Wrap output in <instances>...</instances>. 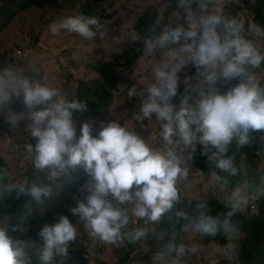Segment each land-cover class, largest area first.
Segmentation results:
<instances>
[{"label": "clouds", "instance_id": "9594fccd", "mask_svg": "<svg viewBox=\"0 0 264 264\" xmlns=\"http://www.w3.org/2000/svg\"><path fill=\"white\" fill-rule=\"evenodd\" d=\"M194 2L197 0H179V7L189 14L187 25L168 23L158 32L154 27L151 36L131 35L133 43L142 41L145 55L165 48L169 52L164 61L152 66L151 80L145 82L139 93L132 87L128 98L139 96V113L135 118L151 119L155 115L161 122L160 135L169 144L174 135H179L185 145H192L197 140L196 133H202L198 140L204 153L211 152L209 159L218 168L235 174L231 157L225 158L228 145L234 137L245 144L250 131L264 130V91L252 84L248 76V67L264 62V54L240 34L241 26L236 21L220 13L201 15L192 22ZM199 6L202 10L206 7ZM102 27L98 17L80 14L53 22L49 30L54 40L62 30L91 39ZM251 28L256 35H264V29L258 25ZM189 64L200 71L209 88L207 93L200 92L201 98L195 105L183 99L177 111L173 99L178 93L179 74ZM234 80L239 83L226 92L218 86L219 82ZM15 100L22 103V111L10 107ZM85 111V102L65 98L59 89L47 83L46 77L41 83L26 75L23 68L0 69L1 124L15 126L26 120L35 140L34 145H28L34 153V167L47 170L50 179L69 168L81 167L86 173L81 192L87 194L76 201L72 215L84 221L91 234L103 242L116 244L124 236L139 239L142 231L121 230L133 217L158 221L172 208L173 201L178 199L177 178L187 175L181 167L183 158L171 150H152L140 135L116 120L101 121L98 127L95 120H85L77 128L74 114ZM21 191H28L37 200L48 194V189L42 187ZM195 228L206 235H215L221 229L225 233L232 231L229 220L221 223L218 217L204 213ZM39 236L43 241L40 259L49 264L54 254H67L77 229L68 216L62 215L55 223L45 224ZM172 247L169 246L170 250ZM175 251L181 256L185 249L181 245ZM24 255L21 241L0 228V264H25Z\"/></svg>", "mask_w": 264, "mask_h": 264}, {"label": "rangeland", "instance_id": "374dc122", "mask_svg": "<svg viewBox=\"0 0 264 264\" xmlns=\"http://www.w3.org/2000/svg\"><path fill=\"white\" fill-rule=\"evenodd\" d=\"M16 1L0 0V31L5 20L9 19L14 23L19 15H25L20 18L18 26L13 25L0 35L2 69L6 67L23 68L26 75L41 83L46 77L47 83L59 89L65 98L85 102L87 111L74 114L77 128L85 120H95L97 127L101 121L119 120L123 125L134 130L142 139L144 136L156 151L166 153L171 150L176 155L182 156L181 167L187 170V175H181L176 181L182 201L183 199L194 201L217 199L240 212L243 211L242 213L248 216L256 215L252 211V206L255 205L256 211L257 201L248 198L244 190L241 191V187L236 185V181L233 185H227L224 177L209 176L193 167L190 161L191 154L161 143L157 127L152 123L135 118L139 113V96L129 99L128 92L134 86L138 93L142 90L145 82L152 78V66L164 61L169 49L157 50L146 59L147 55H145L143 45L139 41L133 43L130 37L135 34V27L138 24L144 29L148 27V21L139 23L140 18L149 19L154 15H158L160 23L157 24L161 29L168 23H172L173 26L187 25L189 14L179 7V4L170 0H105L96 6H90L93 15L98 17L103 25L100 30H97L96 36L85 39L78 34L63 31L57 39L53 38L43 42L48 23L66 12L84 13V10L89 7L88 0H53L51 2L44 0L41 7L28 8L24 12H19ZM198 1L197 7H191L192 22H195L201 15L220 13L236 21L241 26L240 34L251 40L264 54V35H256L251 28L256 24L250 8L257 5V0ZM200 4L206 6L204 10L200 8ZM3 7L7 8L8 16L2 14ZM13 15L16 16L12 18ZM242 17L249 18L245 27L239 20ZM149 34L153 32L150 31ZM18 51L22 54L17 55ZM107 62L113 63L115 70L121 72V76H119L117 87L109 90L108 103L103 107L99 106L101 98L105 96V92L99 90L101 83L99 68L101 64ZM248 69L252 70V73L248 75L251 83L264 91V62L257 67L249 66ZM179 75V95L173 99L177 111L178 101L181 102L186 98L188 103L195 102L194 93L189 97V90H194L198 85L202 91L207 93L209 88L203 75L191 64ZM186 78L188 83H185ZM237 83L239 81L236 80L229 83L219 82L218 86L222 92H226ZM183 89L185 90L184 98L181 96ZM20 106V111H22L21 102ZM3 118L6 120L5 117ZM262 131L264 133V130ZM29 144L34 145L35 140L26 127V120H21L15 126L11 124H5L3 128L0 126V159L2 162L0 170L6 177V188L24 192L27 201L38 203L39 200L31 196L28 191H21V189L44 188L38 185L36 180L42 174L49 178V173L47 170L41 171L34 167V153L28 150ZM260 166L264 172V160ZM50 180L57 183L54 194L63 206L70 209L76 206L77 200L83 199L87 194L81 192L86 179L82 185H73L71 188L64 187L56 179ZM261 181H264V173L261 175ZM231 188L234 190L229 191ZM261 196L264 198V187ZM18 198L17 194L8 195L9 206H13ZM46 205V201H43L42 206L38 205L41 208L39 213L44 211ZM122 207L130 208L129 205ZM76 218L78 226L75 247L82 250L87 264H123L121 258L125 248L126 250L132 249L129 253L128 264H215L219 257L234 260L237 246L240 247L244 239V234L238 231L237 238L233 237L226 245L227 248L216 242L204 244L201 233L191 224L184 225L171 237L169 232L160 230L159 226L151 227V223L159 222L160 219L158 221L149 220V223L140 226L136 222L138 218L133 217V228L130 227V222L126 228L121 230L122 233L134 229V231H142L143 235L134 240H129L127 236H124L122 242L109 244L93 236L91 230L86 228L85 222L81 221L78 216ZM11 226L10 218L4 216L0 218V228L8 231ZM29 227V223H21L16 227L18 229L16 238L27 233ZM169 245L174 248L182 245L185 251L181 256H177L176 253L174 258L169 260L165 254ZM21 246L25 251V264H44L40 259L43 244H37L29 239L21 241ZM173 251L172 249L171 252ZM143 254H149V258L141 260L140 256ZM54 256L59 255L54 254ZM49 264H69V262H49Z\"/></svg>", "mask_w": 264, "mask_h": 264}, {"label": "trees", "instance_id": "16d2710c", "mask_svg": "<svg viewBox=\"0 0 264 264\" xmlns=\"http://www.w3.org/2000/svg\"><path fill=\"white\" fill-rule=\"evenodd\" d=\"M43 1L44 0H17L16 2L19 6V12H24L28 8L41 7ZM49 1L51 2L53 0ZM103 1L105 0H88L89 7L84 10V13L66 12L48 23L46 26L47 32H45L44 34L43 42L51 39V32L49 30L50 24H52L53 22H58L62 18L71 15L85 14L88 16H95L90 10V6H96ZM170 1L179 4V0ZM198 4L199 1L197 0V2H194L191 7H197ZM250 10L253 14L255 24L264 29V0H257V5L251 7ZM2 14L8 16L6 7L2 8ZM15 16L16 15H13L12 18H14ZM24 16V14L19 15L14 23L10 22L9 19L5 20L0 34L12 25H19L20 18ZM239 20L245 27L249 18L242 17L239 18ZM144 21H148L147 28L144 29L140 24L135 27V34H138L142 38L151 36L152 34L149 33L153 30L154 27L156 28L157 32L161 29L157 24L160 23L158 15L151 16L149 19H147V17L140 18L139 23ZM62 32L63 30L59 34H57V38ZM83 42L86 43L85 41ZM139 42L141 45H143L142 41ZM140 61L143 62L145 60ZM99 71L101 73V83L99 90L105 92V96L101 98L99 106L104 107L108 103V98L110 96L109 90L111 88L117 87L116 85L119 80V76H121V72L115 70V66L111 62L101 64ZM251 73L252 70L248 69V75ZM201 91V88L197 87L196 89H194V91L191 92L190 96L192 95V93H194L195 102H191L194 105L199 101V95ZM178 95L179 93L176 97H178ZM178 104L180 108L181 102L178 101ZM10 107L12 108V110L20 112V101L15 100ZM1 116L3 115H0V118ZM142 120L146 121L147 123H152V125L157 127L161 143L168 146H173L178 150L185 151L191 154L192 157L190 161L193 167L203 171L209 176H212L213 173H215V175L217 176L224 177L225 183L227 185H233L236 181V185L241 187V191L244 190V194L248 198L255 199L254 201H257L258 205L256 211L252 210L256 213V215L248 216L247 214L242 213L243 211L240 212L230 205H227L217 199L197 201L183 199L182 201L180 197V191L176 187L178 199L173 201L172 208L167 210L161 216L159 222L151 223V227L159 226L160 230L169 232L172 237L175 235V233L179 232L186 224L195 226L201 213L212 216L214 218L218 217L221 223L225 219H227L232 226V231L230 233H225L223 229H221L215 235L201 234L204 244L216 242L223 247H226V245L233 237L237 238L238 231L244 234V239L242 240L240 247L237 246V253L233 252L235 255L234 260L219 257L218 261L215 264H264V198L261 196V192L264 187V181H261V175L264 172L260 166V164L264 160L263 131H250L248 133L247 143L245 144H241L239 142V137L233 138L231 143L228 145V151L225 154V158L231 157L233 167L236 169L235 174H232L231 172L224 171L218 168L216 166V162L209 159V156H211V152H208L207 154L204 153L203 145H201L198 140V137L202 135V133H196L197 140H195L192 145H185L180 139L179 135H174L172 137L173 143L169 144L160 135L162 131L160 121H154L152 119L146 118ZM0 126L2 128L4 127V125L2 124ZM195 129L196 126H193L194 132ZM143 139L152 150L156 151V149H154L150 145V143L144 136ZM158 152L160 151L158 150ZM0 163H2L1 159ZM55 179L64 187L71 188L73 185H82L85 179H87V176L83 168L76 167L69 168L66 173L61 174ZM36 182L38 183V185H42L44 188H47L48 194L42 195L38 203L29 202L25 199L24 192L6 188L7 180L0 170V218H2L3 216L10 218L12 226L8 229V233L14 240L26 241L31 239L37 244H43V241L39 236V232L45 224L55 223L62 215L68 216L75 225L76 229L78 223L76 216L72 215L71 209L63 206L61 204V201L54 194V190L57 185L56 182L50 180L44 174L38 177ZM229 191H233V188H231ZM10 194H17L19 197L17 202L13 206H9L10 201L8 200V195ZM43 201H46L47 205L44 211L42 213H39L41 208L38 205L42 206ZM230 212L232 213L231 216L228 215ZM178 213H183L184 215H178ZM136 222L137 224L142 226V224L149 223V220H147L146 218L138 219ZM21 223H29L30 227L27 233L21 234L16 238V232L18 231L16 227H18ZM130 227L133 228V220L130 223ZM130 232H134V229H132ZM76 244V239L69 242L67 246V254L53 256V259L50 262L68 261L69 264H87V261L84 258V253L81 249L75 247ZM169 246L166 248L165 254H167L169 260H172L176 255V251L175 248L172 247L171 250L173 249L174 251L171 252ZM126 249L127 248H125V252L122 254L121 258V262H123V264L129 263V253L132 251V249ZM148 258L149 254H143L140 256V259L143 261Z\"/></svg>", "mask_w": 264, "mask_h": 264}, {"label": "crops", "instance_id": "0c3cea01", "mask_svg": "<svg viewBox=\"0 0 264 264\" xmlns=\"http://www.w3.org/2000/svg\"><path fill=\"white\" fill-rule=\"evenodd\" d=\"M12 26H13V25H12ZM16 26H18V25H16ZM9 28H10V27H9ZM9 28H8V29H9ZM8 29H6V30H8ZM6 30H5V31H6ZM5 31H4V32H5ZM4 32H2L1 34H3ZM1 34H0V35H1ZM42 52H43V51H42ZM148 56H150V55H147V57H148ZM1 64H2V61H1V59H0V66H1ZM197 87H200V86L196 85L194 89H196ZM192 91H194V90H189V97H190V94H191ZM178 93H179V90H178ZM178 93H177V94H178ZM184 95H185V90L183 89L182 92H181V96L184 98ZM184 99H185V98H184ZM189 103H190L191 105H194V104L191 103V102H189ZM178 109H179V107H178ZM146 119H148V118H146ZM151 119L154 120V121H158L155 117H152ZM116 121L120 122V123L122 124V126H125V125H123V123H122L121 121H119V120H116ZM8 124H9V123H8ZM17 124H19V123H17ZM4 125H5V124H4ZM128 128H129V127H128ZM129 129H130V128H129ZM131 130H132V129H131ZM133 131H134V130H133Z\"/></svg>", "mask_w": 264, "mask_h": 264}, {"label": "built area", "instance_id": "2783aa9c", "mask_svg": "<svg viewBox=\"0 0 264 264\" xmlns=\"http://www.w3.org/2000/svg\"><path fill=\"white\" fill-rule=\"evenodd\" d=\"M21 54H22L21 51H18V52H17V55H21ZM252 210H255V205L252 206Z\"/></svg>", "mask_w": 264, "mask_h": 264}, {"label": "flooded vegetation", "instance_id": "af4514ba", "mask_svg": "<svg viewBox=\"0 0 264 264\" xmlns=\"http://www.w3.org/2000/svg\"><path fill=\"white\" fill-rule=\"evenodd\" d=\"M0 69H2V67L0 66Z\"/></svg>", "mask_w": 264, "mask_h": 264}]
</instances>
